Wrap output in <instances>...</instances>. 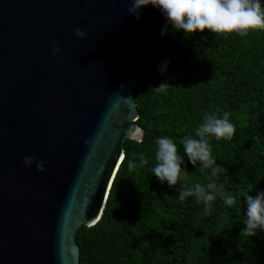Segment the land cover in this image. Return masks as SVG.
<instances>
[{
	"label": "water",
	"instance_id": "1",
	"mask_svg": "<svg viewBox=\"0 0 264 264\" xmlns=\"http://www.w3.org/2000/svg\"><path fill=\"white\" fill-rule=\"evenodd\" d=\"M129 3L0 0V264H80L77 232L101 221L125 141L143 140L133 86L167 24Z\"/></svg>",
	"mask_w": 264,
	"mask_h": 264
},
{
	"label": "trees",
	"instance_id": "2",
	"mask_svg": "<svg viewBox=\"0 0 264 264\" xmlns=\"http://www.w3.org/2000/svg\"><path fill=\"white\" fill-rule=\"evenodd\" d=\"M169 61L167 71L157 68ZM161 82L166 93L152 89ZM143 140H126V156L114 179L101 221L76 235L80 264H264V232L240 236L245 194L264 191V31L188 34L165 28L150 62L133 86ZM229 113L231 140L210 141L220 165L217 183L237 198L233 208L217 199L209 214L177 188L151 173L155 139L180 141L194 134L205 113ZM143 153L144 167L129 172V159ZM187 183L207 182L185 157Z\"/></svg>",
	"mask_w": 264,
	"mask_h": 264
},
{
	"label": "clouds",
	"instance_id": "3",
	"mask_svg": "<svg viewBox=\"0 0 264 264\" xmlns=\"http://www.w3.org/2000/svg\"><path fill=\"white\" fill-rule=\"evenodd\" d=\"M149 6L160 11L172 32H182L184 36L204 33L206 30L209 33H235L240 36H247L249 31H264V0H130L127 11L140 20L142 10ZM75 36L83 40L86 33L77 28ZM51 47L54 53H59L60 49L55 41L51 42ZM168 65L169 61H161L157 70L164 74ZM169 87L171 86L167 83L161 82L152 92L164 94ZM235 131L228 112H224L222 116L205 113L194 134L186 135L180 141L183 154L178 151L172 138L157 137L152 175L161 184L166 183L169 188L179 184L178 200L184 202L191 198L195 204L202 205L205 214L213 210L217 199L224 206L233 208L237 204V198L231 192L225 191L222 184L217 183L220 165L212 154L210 141L213 138L216 141L231 140ZM185 157L197 172L204 173L207 170L206 183L186 182L189 173ZM23 164L29 168L35 164L37 171L43 172L46 161H36L25 156ZM148 164L145 154L137 153L136 159L128 160L127 170L131 172ZM244 202V227L240 236L249 239L255 237L258 231L264 232V191H257L255 196L246 193Z\"/></svg>",
	"mask_w": 264,
	"mask_h": 264
}]
</instances>
